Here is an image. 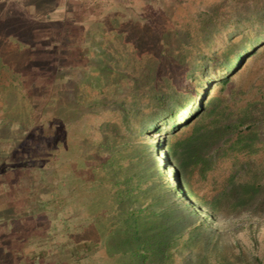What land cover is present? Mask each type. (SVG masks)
<instances>
[{
	"label": "rangeland",
	"instance_id": "obj_1",
	"mask_svg": "<svg viewBox=\"0 0 264 264\" xmlns=\"http://www.w3.org/2000/svg\"><path fill=\"white\" fill-rule=\"evenodd\" d=\"M262 1L0 0V264H196L197 253L222 242L247 249V236L229 230L221 238L205 234L200 249L191 245L186 228L201 218L183 199H189L187 183L213 197L246 182L259 187L264 204V54L240 80L214 92L223 98L196 123L198 135L184 133L176 162L184 190L156 150L159 138L139 136L141 149L165 161L170 186L155 182L147 218L160 222L158 215L166 214L183 242L177 238L172 249L157 251L155 240L135 244L125 237L115 206L107 211L97 203L109 187L93 181L87 168L104 140L101 130L123 140L133 128L122 115L124 103L136 101L145 110L151 88L176 84L181 71L194 78L185 77L181 88L197 89L199 65L210 55L232 56L228 41L243 40L245 25L250 31L259 25ZM248 34L247 41L262 33ZM200 87L199 101L207 100L210 84ZM255 105L261 113L252 134L202 140L206 123L237 124L256 116ZM142 167L149 170L146 162ZM235 198L232 211L245 213Z\"/></svg>",
	"mask_w": 264,
	"mask_h": 264
},
{
	"label": "trees",
	"instance_id": "obj_2",
	"mask_svg": "<svg viewBox=\"0 0 264 264\" xmlns=\"http://www.w3.org/2000/svg\"><path fill=\"white\" fill-rule=\"evenodd\" d=\"M259 5L263 8L264 0ZM212 12L215 11H211L206 16H211ZM262 19H264V16H262ZM262 19L259 18L260 23L254 30L250 31L246 25L244 26L246 31L243 33V36H245L243 40L233 41V39L231 42L228 41L229 48L236 49L229 59L225 52L210 55L207 61L199 65L197 89H191V87L181 88L183 86L182 80L185 77L189 76L190 79H194L193 75H187V71H181V76L178 77L176 84H169L165 88L158 86L151 88L148 92L150 98L145 103L147 105L145 110L136 101L124 103L122 115L126 122H131L133 128L129 130L130 132L128 131L123 140L114 139L112 136V138H107L105 137L106 132L101 130L104 140L97 145V153L90 156L87 172L92 174L93 181L98 185L109 187L106 189L105 195L99 196L100 200L97 203L107 211L115 206L116 216L124 224V232L126 233L124 236L128 239V236H130L135 244L142 240L143 242L155 240L156 247H154L158 251L165 247L172 249L176 245L177 238L183 242V238L179 239L178 237V235L181 237V234L176 232L178 229H175L176 231L172 230L171 220L169 221L166 214L158 215L157 219L160 222H149L147 218V215L152 214L148 209L149 203L155 197V182L161 181L167 190L170 186L161 168L165 161L160 159L162 157L156 158L153 156L150 149H146V147L141 149L139 143L142 137L139 140V136L149 134L151 138H159L161 143L157 144L156 150L159 156L163 155L165 157L166 162L172 169V174L179 185L178 188L184 190L186 183H183L179 170L180 166L176 163L180 162L182 156L179 152V148L182 147L179 145L181 139L187 131L192 132V135H196L198 132L196 123L199 125L200 120L204 119L201 117H207L210 112H215L216 106L223 97L214 95V92L217 89L223 92L232 81L240 80L246 72L250 71L251 63H253L255 57L259 56L260 53L264 54V47H261V43H264ZM206 21L212 22L208 18ZM256 32L262 34L249 41L246 40V34L249 36ZM217 69V73H210L211 70ZM67 81L70 82V80ZM204 81L210 84L209 94L211 95L207 100L201 99L199 101V98L203 97L200 92V84ZM196 97L198 101L190 108V104ZM253 109V112H256L255 117L242 116L237 124L225 126L220 121L215 120L206 123L205 127L202 126L204 130V135H201L202 140L215 143L219 141L221 136L228 133L236 132L238 135L246 131L247 135L252 134L258 121L257 116L261 113L257 105ZM248 114L252 115L250 112ZM242 126H245L246 129L239 130ZM209 127L210 130L208 131ZM133 132H135L134 136ZM158 146L160 150H158ZM227 157L235 159L236 154H230ZM144 162L149 167L147 171L142 167ZM92 170L94 171L92 172ZM151 176L155 178L154 183H150L149 177ZM187 186L188 188L184 193L189 199H183L184 203L188 205L191 214L197 216L196 218L198 216L201 218L197 227L186 228V230H189L191 245L200 249L207 243L205 234L216 235L221 238L224 234L223 230H225V234L229 230L233 235L237 231L242 232L249 240L245 250H243V245L236 246V243L232 245L231 243L224 244L222 242L221 248L214 245L211 251L196 254L198 256L196 264H238V261H244V264H264V215L262 214L264 204L262 200L259 201V187H250L249 183L245 182L240 183L234 191L232 189L229 193L227 190H222L221 194L207 197L206 195H199L198 190L190 188L189 183H187ZM233 198L238 204L244 206V211L245 207L247 208L245 213L240 214L232 211ZM189 201L195 202L194 205L190 204ZM198 206L201 211L198 210ZM194 208L197 209L193 213ZM214 223L218 224L217 228L208 226ZM233 247L239 248L235 255L232 251ZM143 248L140 249L143 250Z\"/></svg>",
	"mask_w": 264,
	"mask_h": 264
}]
</instances>
